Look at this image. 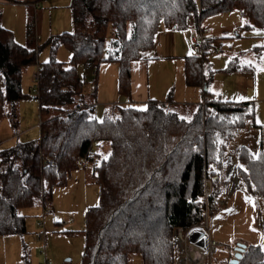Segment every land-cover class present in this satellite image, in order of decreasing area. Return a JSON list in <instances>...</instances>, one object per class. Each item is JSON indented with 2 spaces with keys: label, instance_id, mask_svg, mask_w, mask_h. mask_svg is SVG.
<instances>
[{
  "label": "trees",
  "instance_id": "trees-1",
  "mask_svg": "<svg viewBox=\"0 0 264 264\" xmlns=\"http://www.w3.org/2000/svg\"><path fill=\"white\" fill-rule=\"evenodd\" d=\"M70 7L73 29L51 36V58L40 63L44 44L36 43L31 19L26 34L35 47L16 40L0 11V119L18 118V104L27 95L22 73L32 64L38 67L41 114L39 139L0 149V237L24 234L27 215L21 208L45 206L74 170L91 165L100 203L86 211L79 264H130L133 252L143 264H176L175 229L200 225L217 210L224 160L238 133L249 123L258 126L255 105L223 100L204 85V65L214 49L209 37L203 55L185 58L186 83L203 86L202 102L190 118L174 108L170 92L166 101L150 99L145 108L109 104L99 119L96 96L87 97L78 67L118 61V91L129 96L131 63L153 47L161 27L184 29L193 19L203 33L206 15L238 10L242 28L264 31V0H71ZM60 45L71 52L68 62L55 58ZM237 59L226 70L251 69ZM97 78L96 70L95 87ZM234 156L245 189L264 200V149L253 154L239 146ZM245 243L242 256L230 264H264V246Z\"/></svg>",
  "mask_w": 264,
  "mask_h": 264
},
{
  "label": "rangeland",
  "instance_id": "rangeland-1",
  "mask_svg": "<svg viewBox=\"0 0 264 264\" xmlns=\"http://www.w3.org/2000/svg\"><path fill=\"white\" fill-rule=\"evenodd\" d=\"M70 5L71 0H40L38 7L27 10L26 6L17 7L16 4L9 3L0 9L4 10L2 24L11 28L16 40L21 44L30 47H35L37 42L44 44L39 51L38 61L46 62L51 58V47L46 42L53 35L73 29ZM9 11H12L11 17ZM27 18L34 23L36 43L27 38ZM190 22L194 23L193 19H190ZM201 22L206 25L204 37L211 38L214 46L221 50L217 54L212 49L208 54L209 60L204 65V85L220 95L223 100L252 102L255 105V121L258 126L253 127L249 123L238 133L224 160L225 182L222 197L217 200L218 208L208 220L196 227L205 232L204 236L195 234L197 237L203 239L210 235L212 239L220 242L217 251L210 252L205 247L203 251L201 248L205 240L192 248L191 240L187 237V240H184L186 230H178L174 234L176 264H196L190 254L197 247L202 252V263L230 264L235 258L238 242L261 243L264 246V200L251 196L245 189L238 175V163L234 156L239 146H245L241 142L246 136L254 147L258 144L259 148L261 143L264 149V31L242 28L241 15L236 10L210 13ZM160 31L166 33L164 27H161ZM165 33L167 50H173V53L176 50L178 55L194 53V39L200 40V34L192 38L195 32L188 28ZM109 39L110 36L106 41V49ZM236 55L240 64H248L251 69L226 70L230 58ZM70 57L68 47L60 45L55 58L68 62ZM183 58L164 57L161 58L163 60L152 58L147 61L151 65L152 88L156 85L161 70L164 73L163 78L170 76L173 82L177 79V83L171 85L162 101L171 92L176 100L174 108L190 118L196 106L202 102L203 86L186 85L183 79ZM92 67L96 66L80 64L78 70L86 80L87 97L93 99V96H96V114L101 119L107 105L122 103L123 96L118 91L120 64L118 61H103L98 68ZM37 68V64H32L26 66L22 73V87L27 95L21 100L19 124L18 118L0 119V149L40 137L41 114L38 99L35 97L38 94V76L35 74ZM211 69L214 70L212 79ZM96 70L98 78L95 87L93 80ZM93 89H96V92L91 94ZM136 106L146 107L145 104ZM91 173V165L76 169L65 185L54 189L53 199L46 203V207L40 203L33 207L21 208V212L27 215V230L22 235L12 233L0 237V264L81 263L85 246L86 211L100 203L99 185L92 180ZM45 209L48 212L44 215ZM130 264H143L140 253H131Z\"/></svg>",
  "mask_w": 264,
  "mask_h": 264
},
{
  "label": "crops",
  "instance_id": "crops-1",
  "mask_svg": "<svg viewBox=\"0 0 264 264\" xmlns=\"http://www.w3.org/2000/svg\"><path fill=\"white\" fill-rule=\"evenodd\" d=\"M9 3L10 4H16L17 7L26 6L27 10H29L30 8L34 9V8L38 7V5H39V2L34 3V2L29 1V0H0V9L2 6H4V5L6 6V4H9ZM4 9H8V8H4ZM0 11L2 12V17H3V11L4 10H0ZM236 11H238V10H236ZM238 12L241 15L240 11H238ZM11 14H12V11H9L10 17H11ZM27 15H28V13H27ZM241 19H242V26H243L244 18L242 17V15H241ZM27 21H28V18L26 19V24H27ZM201 26L203 28L206 27V25H204V23H202V22H201ZM6 27L10 28L8 26H6ZM164 28H165L166 33L173 32V31L177 30L176 28H173L172 26H164ZM186 28H188V30H194L195 33L192 34V38H196L195 37L196 34H200V32L196 29L195 24L191 23L190 21L188 22V25ZM164 33L165 32H161L159 30L155 36V41H154L153 47L150 50L142 52L141 57L139 59L132 61V63H131V93L129 96L121 94L123 96V98L121 99L122 100L121 104H123V105L145 104L146 105L150 99L162 101V99L166 95V93H167L168 89L171 87V85L177 83V79L173 82L171 80L170 76L163 78L164 73L161 70V73L158 76V79H156V85L152 88L151 65L147 61V60H150L152 58L155 60H163L161 58H164V57L165 58H172V57H176V58L182 57L183 58L184 57L183 58L184 59V61H183V65H184L183 79H185L184 78L185 77V58L187 56L193 55L194 53H191V54L189 53L186 55H184L185 53H183L182 55H178V54H176L177 53L176 50L173 53V50H171V49H170L171 50V52H170L169 50H167L168 46L164 42V40H165L164 39V37H165ZM203 33L204 34L206 33L205 29H204ZM238 35L240 36V33H238ZM220 51L221 50H219V47L214 46L213 52L218 54V53H220ZM235 57H238V56L236 55ZM230 59H232V57ZM150 62H155V61H150ZM182 68H183V66H182ZM36 72H35V74H36ZM186 85L188 86V84H186ZM172 99L176 102V100L174 99V96H172ZM166 100H167V98L164 101H166ZM226 100L231 101L230 99H226ZM103 101L107 102V100H103ZM38 102H39V100H38ZM232 102H238V101H232ZM242 102H244V101H242ZM96 103L98 104V101H96ZM20 104H21V101H20L19 107H18V111H19V113H18V124L20 121V107H21ZM251 126L256 127L252 123H251ZM17 127H19V125ZM40 136H41V134H40ZM248 140H249L248 136H246L245 140L242 141L241 144L247 146L251 152H254L253 154H256L259 151L260 147H262L261 143H260L259 148H258V144H257V147H254L253 143L248 142ZM257 148H258V150H257ZM202 248H204L203 245H202Z\"/></svg>",
  "mask_w": 264,
  "mask_h": 264
},
{
  "label": "built area",
  "instance_id": "built-area-1",
  "mask_svg": "<svg viewBox=\"0 0 264 264\" xmlns=\"http://www.w3.org/2000/svg\"><path fill=\"white\" fill-rule=\"evenodd\" d=\"M39 37V36H38ZM204 33H200V40L198 39H195L194 40V44H193V51H194V54H197V55H203L204 53ZM36 75L38 76V72H36ZM48 210L45 209L44 210V215L45 213H47ZM42 224L44 225V222L42 221ZM201 225V224H200ZM197 226H194V227H191V228H188L186 230V235L184 236V240H187V238H189V233L194 229L196 228ZM180 230L181 232H184L183 229L181 227H178L175 229V232L174 234L176 233V231ZM187 237V238H186ZM175 238L177 239V234L175 235ZM205 240V241H204ZM190 241V240H189ZM206 242V248L210 251V252H216L217 251V248L219 247L220 245V242L215 240V239H212L210 237V235L205 238H200V237H197L196 235L194 236V240L193 241H190L191 243V246L192 245H200L202 242ZM203 251H204V248H201Z\"/></svg>",
  "mask_w": 264,
  "mask_h": 264
},
{
  "label": "water",
  "instance_id": "water-1",
  "mask_svg": "<svg viewBox=\"0 0 264 264\" xmlns=\"http://www.w3.org/2000/svg\"><path fill=\"white\" fill-rule=\"evenodd\" d=\"M197 233H202L205 235V232L202 229L199 228H194L190 234H189V240H194V236ZM247 246V244L245 242H238L235 249L237 250V252L235 253V258H233L231 260V263H236L239 258L242 256V251H244L245 247ZM203 247L206 248V243L204 242Z\"/></svg>",
  "mask_w": 264,
  "mask_h": 264
},
{
  "label": "bare ground",
  "instance_id": "bare-ground-1",
  "mask_svg": "<svg viewBox=\"0 0 264 264\" xmlns=\"http://www.w3.org/2000/svg\"><path fill=\"white\" fill-rule=\"evenodd\" d=\"M199 234L204 236V234H202V233H199ZM193 246H195V245H192V248H194ZM190 256L193 257L196 260V264H201L203 262V258L201 257L202 256V252L200 251V249L198 247L195 248L194 252H192L190 254ZM202 264H204V263H202Z\"/></svg>",
  "mask_w": 264,
  "mask_h": 264
}]
</instances>
